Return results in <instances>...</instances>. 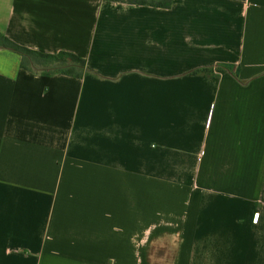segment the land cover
<instances>
[{
    "label": "crops",
    "instance_id": "obj_1",
    "mask_svg": "<svg viewBox=\"0 0 264 264\" xmlns=\"http://www.w3.org/2000/svg\"><path fill=\"white\" fill-rule=\"evenodd\" d=\"M0 264H264V0H0Z\"/></svg>",
    "mask_w": 264,
    "mask_h": 264
},
{
    "label": "trees",
    "instance_id": "obj_2",
    "mask_svg": "<svg viewBox=\"0 0 264 264\" xmlns=\"http://www.w3.org/2000/svg\"><path fill=\"white\" fill-rule=\"evenodd\" d=\"M154 8H170L173 0H108ZM0 47L7 48L21 57L20 67L43 74L59 73L80 78L86 73L85 60L70 52L55 54L39 52L19 45L0 33Z\"/></svg>",
    "mask_w": 264,
    "mask_h": 264
}]
</instances>
